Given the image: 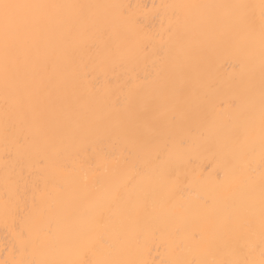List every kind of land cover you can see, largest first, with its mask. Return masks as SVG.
Returning <instances> with one entry per match:
<instances>
[{"label":"bare ground","instance_id":"6f19581e","mask_svg":"<svg viewBox=\"0 0 264 264\" xmlns=\"http://www.w3.org/2000/svg\"><path fill=\"white\" fill-rule=\"evenodd\" d=\"M0 264H264V0H3Z\"/></svg>","mask_w":264,"mask_h":264},{"label":"snow or ice","instance_id":"6c2138e0","mask_svg":"<svg viewBox=\"0 0 264 264\" xmlns=\"http://www.w3.org/2000/svg\"><path fill=\"white\" fill-rule=\"evenodd\" d=\"M37 7L35 5L11 4L0 0V26L3 27L5 35L13 29H21L27 26L28 19L21 10Z\"/></svg>","mask_w":264,"mask_h":264}]
</instances>
